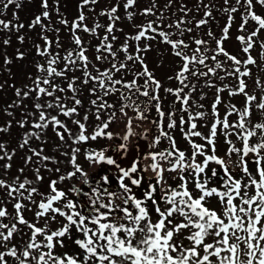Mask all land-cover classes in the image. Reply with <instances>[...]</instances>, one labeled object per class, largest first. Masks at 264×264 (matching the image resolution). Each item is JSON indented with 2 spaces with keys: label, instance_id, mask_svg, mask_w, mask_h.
<instances>
[{
  "label": "snow or ice",
  "instance_id": "snow-or-ice-1",
  "mask_svg": "<svg viewBox=\"0 0 264 264\" xmlns=\"http://www.w3.org/2000/svg\"><path fill=\"white\" fill-rule=\"evenodd\" d=\"M97 3L99 0H80L79 15L75 20L69 22L67 19H60L58 21L69 28L75 48L64 49L57 36L55 43L58 51L53 53V41L49 40L46 35H41L43 45L37 44L35 49L39 56L45 58V63L35 64V70L38 74L35 76L29 74L28 78L32 81L31 85L25 84L19 88L15 84L8 85L14 89L16 99L2 109L4 114L14 118V109H25L21 118L15 121L19 128L25 129L18 147L26 149L32 138L40 140L44 134L43 130L50 125L56 129L63 128L65 132L68 131L66 124L62 123L57 116L50 115L46 110L57 109L65 117L77 114V107L82 105V100L77 98L81 89L77 88L76 85L81 80L85 86L90 82L93 84L88 91L97 96V99L91 101V104L98 108L97 119L100 118L99 109L110 107L106 102L100 103L103 97L98 94V90L103 93V96H107L109 93L118 92L119 88L123 87L129 93L147 98L149 103L154 104L156 112L161 117L168 119V129L175 127L176 124L172 119L173 114L162 111V98L159 95V90L164 88V85L156 79L153 72L149 71L145 63L147 58L141 55V53L151 51L152 45L145 43L141 47L139 42L155 41L157 44L168 45L171 48V55L180 61L177 67L173 69V75L167 77L169 81L177 80L180 87L164 89L176 97L177 102L181 104L180 111L188 113L187 120L183 116L180 117V125H188L190 131L186 135L203 136L207 145L212 146L213 154L206 155L204 145L194 144L192 162L186 167L199 174L205 172L206 166L210 162H215L220 166L223 173V191L218 192L217 188L214 187L206 189L203 181L196 183L195 187L199 189L200 194L195 197L188 191L178 193L173 190L170 195L165 194L161 197L168 207L166 210H162L160 207L155 208L159 217L155 223L147 222L149 211L145 207H141L142 202L140 200H135L134 197L126 198L125 203L134 200L140 213L128 218L133 223L144 222L137 230L123 229L128 238L134 236V231L145 234L137 245L131 239H116L115 235L118 229L112 225L101 224L100 228L110 229L112 235L99 236L86 226V217L79 215V213L76 214L78 219H74L73 215H67L68 223L61 230H53L50 234H45L44 228L35 227L22 215L25 206L20 201L25 198L24 193L27 192L28 199L35 203L32 197L37 193V188H30L31 181L27 179L20 182L19 177H17L9 183L0 178V190L4 191L8 199L15 201L12 204L13 213H9L6 208L0 206V264H79L78 259L72 255L65 253L61 256L54 253L55 247L64 246V237L71 238L70 229L72 226H75V230L82 234V237L76 238L74 243L85 253L83 256L85 262L97 257L98 246L95 242L103 239L107 243L106 245H99V248L121 257L122 261H127L129 264H157V261L159 264H264V122H251V117L255 111L264 112V96L259 93L251 94L247 83V78L253 76L252 66L255 65L259 68L264 63V39H260V33L264 31V12L258 14L256 11L257 7L264 9V0H219L218 3L217 0H210L208 4H205L204 0H196L195 10L197 14L202 16L201 19H196L195 15H192V9L188 8L186 4L176 5L175 0H165L163 7L160 6L158 0H148V5L142 9H138V0H116L115 3L110 4L107 9L101 10L98 14V16L107 17V24L103 25L97 19V22L90 28L84 23L87 17L84 15L83 9ZM13 5L15 6L12 13L13 20L18 21V12L22 7V0H0V16L4 15ZM174 6L177 7V18L171 22H165L164 10H170ZM40 7L42 11L34 17L27 27L33 29L39 25L43 33L50 29V25L43 23L45 20H51L48 0H41ZM121 8L124 9L123 17L120 15ZM133 9H138V11H133ZM89 10L95 12L94 7ZM214 11L222 13L227 20L220 29L219 38L211 28H208L206 33H201L197 38L196 32L207 26L209 20L215 19ZM57 14L59 15L58 8ZM236 14L240 16L237 31L243 33L236 36V40L241 44L240 52L244 54L239 57L228 52L224 47V41L230 38V28L236 21ZM137 15L146 18L145 21L136 23ZM148 17H153V19H147ZM122 19L130 22L133 31L125 33L124 42L117 51H113V42L119 39L114 34L117 31L116 24ZM13 20L0 19V31L12 32L14 30L17 33V39L22 43L24 37L18 34L25 25L18 22L14 23ZM250 23L252 24L251 30L249 29ZM100 29H103L105 34L100 38V43L95 46V60L102 62L107 57H111L108 60L109 67L102 71L91 63L86 55L87 48L84 47L82 39L76 35L77 32L83 31L99 38L98 30ZM51 30L57 34L60 31L59 28L55 27H52ZM119 31L123 32L124 30L121 28ZM110 37L111 39H109ZM3 43L5 46L9 45L10 38L5 39ZM256 48H259V54L258 57H253L252 51ZM60 51L65 54L61 56ZM118 52L124 54L123 60L119 59ZM221 57L223 60L220 59ZM16 58L24 59V53L17 50ZM224 61L229 63V67H225ZM3 62L5 66H8L12 61L5 55ZM61 64L63 67H60ZM131 64H138L140 67L132 69V79H127ZM194 66H200L203 70H198ZM7 70L9 76H12L11 69L8 68ZM76 71L82 72L83 76H76ZM221 71L224 72L223 76L218 75ZM69 73H71L70 79ZM121 73L124 75L117 79L116 77L120 76ZM190 77L196 79L203 77L206 81L209 77H217L220 81L231 78L235 84L233 89L229 90V96L240 95L243 97L244 106L242 108L238 109L235 105H228L230 111L226 113L223 119L217 120L215 119L217 105L222 103L220 93L225 91L227 86L216 89V95L211 106L213 118L206 122L210 124L207 136L195 131L197 124L193 122L195 118H204L206 113L197 111L193 115L189 112L191 96L185 94V89H190L191 92H195L196 89V85L190 83ZM57 78L66 83L67 87H60L56 83ZM141 79L143 84L139 82ZM6 84L7 81L0 84V90H3ZM253 85L258 86L260 91L264 92V79L253 77ZM207 86L216 87L210 82ZM66 91L72 93V96L66 99L72 101L73 107H67L62 98L55 95L56 92L64 93ZM33 97V110L30 112L25 108L23 101L33 99ZM45 97L47 99L41 103L40 101ZM128 98L125 96V99ZM133 107L135 106L133 105ZM198 107L202 108L203 105H198ZM138 111L142 113L144 109L139 108ZM232 114L237 115L235 122H230L228 119ZM141 118L144 117L141 116ZM84 119L87 120L88 116L86 115ZM13 122L14 120L10 119L4 126H0V133L11 135ZM30 123L31 129L35 131L28 130ZM73 123L77 124L80 129V134L76 137L78 141L95 140L101 135L102 129L108 127V124L102 122V127L98 125L96 132L88 137L84 134L85 124L81 123L80 120H75ZM221 127L227 143H232L230 139H227L230 128H234V134L241 141V147L232 146L228 149V159H221L215 155V141L220 135ZM57 135L61 140L64 139L62 133L58 132ZM257 136L259 140L252 143L253 138ZM161 138L168 139L172 144V149L161 151L156 155L169 163H171L170 158L176 155L177 163L183 165L186 159L185 153L179 151L178 155L176 154L175 143L169 132L160 129L159 136L156 138L157 142ZM30 151L38 159H48V157L42 156V151L36 149H30ZM15 153L16 149L9 152L8 145L0 142V161H9V163L0 164V167L4 170L10 169L12 166L10 162ZM232 154L237 157L235 163H229ZM250 156L253 157L252 162L256 165L254 169L248 166L247 158ZM197 157H204L203 162L197 163ZM152 158L155 160L156 156ZM95 159L104 160L105 156L103 153H98L95 155ZM23 161L25 165L31 163L32 156L23 158ZM73 163L75 164L74 157ZM107 163L112 165L115 161L108 158ZM151 168L156 172L157 179L161 180L160 165L153 163ZM237 168L243 172L246 180L235 178L239 174L234 171ZM23 171V168L19 170L21 174ZM120 171L122 172L121 181L127 178L133 185L141 184L140 179L132 178L130 174L137 171L136 165H133L130 170L121 168ZM36 173V179L41 180L39 169L36 170ZM211 175L216 177L218 175L217 170L212 169ZM121 187L124 188L125 192L129 191L126 183L122 182ZM52 191L55 194L47 197V203L40 202L37 205L39 209L35 213L37 217H45L46 214L51 213H56L61 217L66 215L59 208L52 207L53 201L60 200L64 193L56 191L54 186ZM146 195L153 204L156 203L152 199L153 193L151 191ZM212 196L219 197L223 203L224 210L221 214L204 206L207 198ZM234 200H239V203L234 204ZM7 202L4 197H0V204ZM240 204H243L244 207H241ZM68 207L71 208L72 205L69 204ZM177 216L182 218V222L174 223ZM7 217H11L10 223L3 222V218ZM223 217H227L228 221L226 222ZM250 225H254L255 230ZM25 227L30 230V235L23 231ZM185 231L188 232L187 236L183 235ZM18 234L20 242L23 243L22 250H20L19 243H12ZM177 234L187 240V245L176 243ZM26 235L27 241L25 242ZM37 237H43L42 242L38 243ZM209 239L213 242L209 243ZM42 249H47V251H42ZM177 253L179 255H176ZM98 259L106 261L108 264H121L119 261H113L112 256L99 255Z\"/></svg>",
  "mask_w": 264,
  "mask_h": 264
},
{
  "label": "rangeland",
  "instance_id": "rangeland-1",
  "mask_svg": "<svg viewBox=\"0 0 264 264\" xmlns=\"http://www.w3.org/2000/svg\"><path fill=\"white\" fill-rule=\"evenodd\" d=\"M22 1V7L18 12V21L13 20L12 13L15 10L14 5L10 6L7 12L0 16V19L13 20L14 23L18 22L25 25L18 34L24 37L22 43L17 39V33L14 30L12 32L0 31V84H4L5 81H7L4 89L0 90V126H4L10 119L14 120L11 127V135L8 133H0V142L8 145L9 152L16 149L15 156L10 162L12 165L11 168L4 170L0 167V178L9 183L14 181L17 177H19L20 182L27 179L31 181L29 185L30 188H37V193L32 197L35 203H32L28 199L27 192L24 193L25 198L20 201L25 206L22 210V215L25 220L35 227L44 228L45 234H50L53 230H61V228L68 223L67 215H73L74 219H78L76 214L79 213V215L86 217V226L99 236L112 235L110 229H101V224L112 225L118 229L115 235L116 239H131L134 244L139 245L140 241L145 236L143 232L134 231V236L128 238L127 234L123 231V229L137 230L141 227V224L144 223L143 221L140 223H133V221L128 218L129 216H137L140 213L139 209L135 206L134 200H129L128 203H125L124 200L126 198L134 197L135 200H140L142 202L141 207H145L146 210L149 211L147 222L155 223L159 219L155 208L160 207L162 210H166L168 205L161 197L165 194L170 195L173 190H176L178 193L188 191L195 197L200 194L199 189H197L195 185L197 182L203 181L205 182L206 189L214 187L217 188L218 192L223 191V173L220 170V166L215 162H210L209 165L206 166L205 172L199 174L195 173L193 169L186 167L187 164L192 162L191 156L194 144L204 145L206 155L213 154L212 147L207 145L203 136L195 137L186 135L190 131L188 125H180V117L183 116L184 119L187 120L188 113L180 111L181 104L177 102L176 97L164 90L168 87H180L177 80L173 79L169 81L167 79L168 76L173 75V69L177 67L180 61H178L175 56L171 55V48L168 45H156L151 41L141 42V46L145 43H151L152 45V50L145 52L143 56L147 58L145 63L148 69L150 67L151 72L155 74L157 80H160L164 85V88L159 90V95L162 98V111L173 114L172 119L176 124L175 127L168 129V119L166 117H161L156 112L155 106L151 103L145 106V103L142 102L141 99H137V97L133 99L127 96L126 91L121 88H119L118 92L108 94V96L112 97L111 101L107 102L110 107L99 109L100 118L97 119L98 108L91 104V101L97 99V96L90 94L88 91V89L92 87L91 83L85 86L83 80H81L76 85L77 88L81 89L77 98L82 100V105L77 107V114L71 117H65L61 115L57 109L46 110L50 115L57 116L62 123L66 124L68 131L65 132L63 128L56 129L54 126L50 125L43 130L44 134L41 136L40 140L32 138L28 148L20 149L18 145L21 142L25 129L19 128L15 121L21 118L25 109H14V118L4 114L2 109L16 99L14 89L8 85L15 84L17 88L25 84L31 85L32 81L28 78L29 74L33 76L38 74L35 70V64L45 63L44 57L38 54L35 55L37 53L35 45H43V41L40 38L41 35H46L49 40L53 41V53H55L54 49H57L55 43L57 36L59 37L62 47H69L70 50L75 48V45L72 43V35L69 28L60 24L58 21L64 9L67 13L68 21L71 22L75 20L79 15L80 4V0H48V11L50 12L51 20H45L43 23L50 25V29L42 33L40 26H36L31 30L27 27L34 17L42 11L40 7L41 0ZM139 1L140 0H138V9L144 8V3H139ZM115 2L116 0H99V3L91 6V8H95V12L91 11L88 15L84 14L87 17L84 23L90 28L97 22V19L99 23L107 24V17L98 16V14L101 10L107 9L110 4ZM57 8L59 15L57 14ZM133 11H136V9H133ZM175 12L178 11L176 10ZM120 15L122 17L124 15L123 8L120 9ZM63 18L64 16H62V19ZM145 19L146 18L138 15L136 16V23H143ZM52 27L59 28V33L57 34L52 31ZM116 28L117 31L114 34L119 38L118 42L120 43L124 42L125 33L133 31L130 22L126 19L118 21ZM121 28L124 30L123 32L119 31ZM220 29L221 28L218 27L214 32L217 38H219ZM77 33L82 39L84 47L87 48L86 55L89 57L91 63L95 64L97 67L108 68V60H110L111 57H108L102 62L96 61V43L93 40L94 38L83 31ZM100 33L104 35L102 32ZM201 33H206L205 27L196 32L197 38H199ZM229 35L230 38L224 41L225 49L238 57L243 56L244 54L240 52L241 44L236 40V36L233 32H230ZM9 38L10 44L5 46L3 41ZM204 38L206 39L207 37ZM109 39H111V37ZM157 39H159V37H157ZM260 39H264V33L260 35ZM17 50L24 53V59L21 60L16 58ZM258 54L259 48L252 51L253 57H258ZM5 55L12 61L8 66H5L3 62ZM119 59L123 60V57ZM220 59L223 60V57ZM224 64L225 67H229L227 61H224ZM8 68L11 69L12 76H9ZM136 68L139 67H136L135 64H131L128 77H132L131 70ZM194 68L201 71L203 70L200 66H194ZM252 72L253 76L247 78L249 91L253 95L259 93L261 96H264V92H261L258 86L253 85V77L256 79H264V63H262L259 68L253 65ZM75 75L82 77L83 73L79 71L78 73L75 72ZM218 75L223 76L224 72L221 71ZM70 78L71 75L69 79ZM209 82L215 84L216 87L207 86ZM190 83L196 85V89L195 92H191L190 89H185V94L191 96V107L189 108V112L193 113V115L197 111L206 113L204 118H195L193 121L197 124L195 131L203 133L204 136L209 134L210 124L206 122L213 118L211 106L217 88L225 87V85L227 86L226 90L220 93L222 103L217 105L215 119L220 120L224 118L226 113L230 111L227 107L228 105H235L238 109L244 106L242 96H229V90H232L235 84V81L231 78L220 81L217 77H209L206 81L203 77L199 79L190 77ZM57 84L60 87H67L66 83H64L65 85L61 84V82ZM121 93H123V95H121ZM55 95L60 96L67 107L74 106L70 99H66L72 96L71 92H56ZM117 95L122 101V106L119 108L115 102H112L116 99ZM125 96L130 99H125ZM46 99L45 97L40 102L43 103ZM120 100L118 102H120ZM103 101L102 99L100 103H103ZM33 102L34 97L33 99H25L23 101L25 108L30 112L33 110ZM133 105L135 107H133ZM198 105H203V107L200 108ZM139 107L144 109L142 113L138 111ZM121 109H123V112H121ZM86 115L88 116L87 120L84 119ZM141 116L144 118H141ZM29 119L31 120V117ZM228 119L230 122H235L237 120V115L232 114ZM75 120H80L81 123L85 124L84 134L88 137L96 132L98 125L102 127V122L108 124V127L103 128L101 135L95 140L87 139L85 141H78L76 137L80 134V129L77 124L73 123ZM251 122H264V112L255 111L251 117ZM160 129L169 132L171 135L175 143L177 155L179 151L185 153L186 159L183 165L179 164L175 170H171L169 165L173 162H177L176 155L170 158L171 163L161 160L159 156L156 155L161 151L172 149V144L166 138H161L157 142L156 138L159 136ZM28 130L35 131L31 129V123L28 126ZM234 131V128L228 129L229 135L227 139L232 141V143L229 144L223 135V128L221 127L220 135L215 141V155L218 158L228 159V149L230 147H241V141L234 134ZM58 132L63 134V140L57 135ZM257 140H259L258 136L253 138L252 143H256ZM121 145H124V147H121ZM30 149L42 151V156H46L48 159H38L36 156H33ZM98 153H103L105 159H95V155ZM27 156H32V162L25 165L23 158ZM90 156L92 158H89ZM153 156H156L155 160H153ZM73 157L75 158V164L73 163ZM108 158L113 159L115 163L109 165L107 163ZM203 159L204 157H197L196 162L202 163ZM236 159V155L232 154L229 163H235ZM247 160L248 166L254 169L256 165L252 162L253 157L250 156ZM5 163H9V161H0V164ZM153 163L160 165L161 180L157 179L156 172L151 168ZM133 165H136L137 171L130 174L132 178L141 180L140 185L131 184V181L127 178H125L124 181L120 179L122 176L120 169L130 170ZM21 168L24 169L22 174L19 172ZM77 168H79V171H77ZM37 169H39V175L42 177L41 180L36 179ZM212 169L217 170L218 175L216 177L211 175ZM234 171L239 173L235 176L236 179L246 180L243 172L239 168L234 169ZM70 173H72V175H69ZM253 174L255 175V173ZM61 177H63V179H61ZM122 182L127 184L129 189L128 192H125L124 188L121 187ZM181 184H183V187H181ZM53 186L56 191L63 192L64 196L61 197L60 200L53 201L52 207L59 208L66 215L61 217L56 213H51L46 214L45 217H37L35 215L36 211L39 210L37 205L40 202L47 203V197L55 194L52 191ZM150 191L153 193L152 199L156 202L155 204H153L146 195ZM0 197H4L5 200L8 201L7 203L0 204V206L6 208L9 213H13L12 204L15 201L8 199L3 190H0ZM235 203H239V200H234V204ZM69 204L72 205L71 208L68 207ZM204 206L216 211L218 214H221L224 210V205L217 196L207 198ZM240 206L244 207L243 204H240ZM223 219L226 222L228 221L227 217H223ZM10 220L11 217L3 218L4 223H10ZM93 221H95V223H93ZM179 222H182V218L177 216L174 223ZM250 226L255 230L254 225ZM18 227H20V225H18ZM23 231L30 235V230L27 227H25ZM70 232L71 238H68V236L64 237V246L55 247V254L63 256L67 253L72 255L78 259L79 264H108L106 261H100L98 259L99 255L112 256L113 261H119L121 264H129L127 261H122L121 257L106 252L103 248H99V245H106L107 243L103 239H99L95 242L98 246L97 257L85 262L83 260L85 253L74 243L76 238L82 237V234L75 230V226L71 227ZM241 234L243 235V233ZM183 235L187 236L188 232L185 231ZM42 240L43 237H37L38 243L42 242ZM26 241L27 235L25 236V242ZM175 241L176 243H184L185 245L188 243L180 234H177ZM208 242L212 243L213 241L209 239ZM12 243H19L20 250H22L23 243L20 242L19 234ZM42 251H47V249H42ZM124 251H127V249H124ZM176 255L179 254L177 253ZM137 256H139L138 253ZM157 264H159V261H157Z\"/></svg>",
  "mask_w": 264,
  "mask_h": 264
},
{
  "label": "trees",
  "instance_id": "trees-1",
  "mask_svg": "<svg viewBox=\"0 0 264 264\" xmlns=\"http://www.w3.org/2000/svg\"><path fill=\"white\" fill-rule=\"evenodd\" d=\"M210 2V0H204V3L205 4H208ZM219 2V0H217V3ZM22 3H23V1H22ZM139 3H144V5H145V7L148 5V0H140L139 1ZM158 3L160 4V6L161 7H163V5H164V3H165V0H158ZM175 3H176V5H179V4H181V3H184V4H186L187 5V7L188 8H190V9H192V15H195V17H196V19H201L202 18V16L200 15V14H197L196 13V10H195V3H196V0H175ZM91 6L92 5H89L88 7H86V8H84V14H86V15H88L89 14V12H91L89 9H91ZM94 6V5H93ZM177 10V7L176 6H174V7H172L170 10H168V9H165L164 11H165V16H164V20H165V22H171L172 20H175L176 18H177V16H178V12H175ZM136 11H137V9H136ZM256 11H257V13L258 14H260V13H262V12H264V9H260L259 7H257V9H256ZM40 14V13H39ZM38 14V15H39ZM213 15H214V17H215V19H213V20H209V22H208V25L207 26H205V29H206V32H207V30H208V28H211L212 29V31L213 32H215L217 29H218V27H220V28H222L223 26H224V24L227 22V20H226V17H224L223 15H222V13H220V12H217V11H214V13H213ZM62 16H64V18L63 19H67L68 20V17H67V13L65 12V9H64V12H62V15H61V17H60V19H62ZM138 16V15H137ZM147 19H153V17H148ZM70 22V21H69ZM239 23H240V16H239V14H236V21H235V23H233V25H232V27L230 28V32L232 33L233 32V34L235 35V36H237V35H240V34H243V33H240V32H238L237 31V29H238V26H239ZM103 25H106V23H104ZM37 26H39V25H37ZM251 28H252V24L250 23L249 24V29L251 30ZM31 30V29H30ZM99 31V38L97 37V36H94V35H90V34H88V35H90V36H92L94 39V42L96 43V45L97 44H99L100 43V38H102L104 35H101V33L100 32H102L103 34H105L104 33V30L103 29H100V30H98ZM79 32H81V31H79ZM264 33V31H262L261 33H260V35L261 34H263ZM77 35H78V33H76ZM26 36H27V32H26ZM125 39V38H124ZM141 42L142 41H140L139 43H140V45H141ZM143 42H150V41H143ZM153 44H156V45H158L155 41H151ZM123 42H118V40L117 41H114L113 42V44H114V47H113V51H117L119 48H120V45L122 44ZM130 43H135V42H130ZM142 47V46H141ZM64 49H69V47H63ZM55 50V52H57L58 51V49H54ZM70 50V49H69ZM133 51H134V49H133ZM65 53L63 52V51H60V55L61 56H63ZM35 55H37V53L35 54ZM123 53H119L118 52V57L119 58H122L123 57ZM141 55H144V53H141ZM108 58V57H107ZM126 62V61H125ZM135 66L136 67H140L138 64H135ZM60 67H63V64H61L60 65ZM97 67V66H96ZM131 67V65H129V68ZM97 68H99L101 71L102 70H104L105 68L104 67H97ZM149 70L151 71V69H150V67H149ZM79 71H76V73H78ZM93 74L95 75V72H93ZM70 75H71V73H69V77H70ZM124 75V73H121L120 74V76H117L116 78L117 79H119L121 76H123ZM127 79H132V77H127ZM157 79V78H156ZM58 82H61V84H63V85H65L59 78H57L56 79V83H58ZM140 84H143V80L141 79L140 81ZM91 83V82H90ZM91 86H93V84L91 83ZM122 90H125L126 91V93H127V96H129V97H131V98H136L137 97V99H141V101L142 102H144L145 103V106H147V105H150V103H149V101L147 100V98H145V97H143V96H138V95H135V94H132V93H129L128 92V90H126V89H124L123 87H120ZM98 94L99 95H101L102 97H103V102H109V101H111V99H112V97L111 96H103V93L102 92H100L99 90H98ZM110 94V93H109ZM130 98H128V100H129ZM120 99L118 98V95H117V97H116V99L115 100H113L112 102H115V104L117 105V107L119 108V107H121L122 106V101L120 100V102H118ZM133 104V103H132ZM153 106H154V104H152ZM140 108V107H139ZM138 108V109H139ZM152 111H153V108H152ZM180 123V122H179ZM212 147V146H211ZM203 161V160H202ZM179 164L177 163V162H173V163H171L169 166H170V169L171 170H175L176 168H177V166H178ZM10 260H11V258H10Z\"/></svg>",
  "mask_w": 264,
  "mask_h": 264
}]
</instances>
